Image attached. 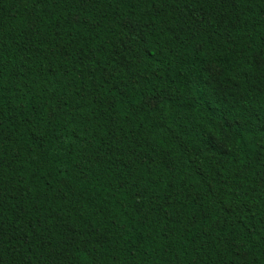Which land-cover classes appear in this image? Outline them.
<instances>
[{
  "label": "trees",
  "instance_id": "trees-1",
  "mask_svg": "<svg viewBox=\"0 0 264 264\" xmlns=\"http://www.w3.org/2000/svg\"><path fill=\"white\" fill-rule=\"evenodd\" d=\"M0 264H264V0H0Z\"/></svg>",
  "mask_w": 264,
  "mask_h": 264
}]
</instances>
